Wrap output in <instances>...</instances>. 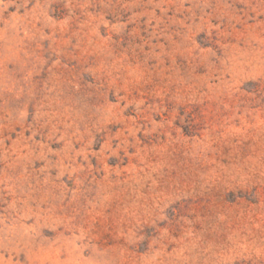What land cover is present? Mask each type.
<instances>
[{
	"label": "rangeland",
	"instance_id": "374dc122",
	"mask_svg": "<svg viewBox=\"0 0 264 264\" xmlns=\"http://www.w3.org/2000/svg\"><path fill=\"white\" fill-rule=\"evenodd\" d=\"M0 264H264V0H0Z\"/></svg>",
	"mask_w": 264,
	"mask_h": 264
}]
</instances>
